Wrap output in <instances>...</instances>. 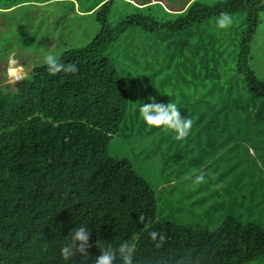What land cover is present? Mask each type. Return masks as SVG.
<instances>
[{
    "label": "trees",
    "instance_id": "1",
    "mask_svg": "<svg viewBox=\"0 0 264 264\" xmlns=\"http://www.w3.org/2000/svg\"><path fill=\"white\" fill-rule=\"evenodd\" d=\"M224 13L233 23L220 29ZM49 52L79 70L50 75ZM10 56L28 74L0 86V264H65L60 249L81 225L91 258L97 242L127 240L138 264H264V226L232 213L264 192V0H0V62ZM149 97L193 121L185 140L144 124ZM153 131L143 150L172 158L178 180H230L240 197L227 212L205 178L194 224L157 219L155 189L110 148Z\"/></svg>",
    "mask_w": 264,
    "mask_h": 264
},
{
    "label": "rangeland",
    "instance_id": "2",
    "mask_svg": "<svg viewBox=\"0 0 264 264\" xmlns=\"http://www.w3.org/2000/svg\"><path fill=\"white\" fill-rule=\"evenodd\" d=\"M79 29L74 33L83 34V27H79ZM10 58L13 59L12 56H10L8 58H3V60L0 62V86L13 85L17 81L24 79L28 74L27 69L20 66V64L16 62V66L21 67V71H19V74L23 73V76L16 82H13L14 79L7 75V68L9 67ZM6 59L7 62L4 66L3 63L6 61ZM31 59L32 56H27L28 62H30ZM257 66L259 65L257 64ZM125 130L130 133L132 131V127H129ZM154 137H157L155 131H153L150 136H148V138L140 134L139 132H133L123 139L121 137H115L110 146L111 154H116L118 155V158H125L129 160L139 176L145 179L151 185V187L155 189L157 196V219H159L160 221L169 220L180 223L187 222L190 225L194 224L196 219L188 215L187 213V210L190 209V207H192L198 199L196 195L197 192H194L192 190L200 186L201 190H204L207 186V183L204 182L201 184H196L194 183V179L190 178V176H182L180 178H187L178 180L175 177V174L178 173V169L180 170V168L179 166L174 165L173 161L171 160L172 158L166 161L160 158V153L152 154L149 151H144L142 148L143 144H145L148 139H152ZM232 147H235L234 144L232 145ZM225 150V148H220L219 153L221 154V156L225 157V160H229L230 157L233 156L234 152L230 151L228 153ZM240 152L241 151H239V153ZM249 154L253 155V152L249 151ZM242 158L245 159L243 154L240 153L239 159ZM237 161L238 158L233 156L230 162ZM261 168L264 175V168ZM253 172L257 173L259 171L253 169ZM203 174L205 175L207 182L211 183V186L208 183V185L210 186L211 194L214 195L216 191H219V193L222 195L221 199L219 200L221 206L219 210H226L227 212V209L231 206V200L233 197H235V195H237L238 190L231 188V182L229 179L223 180L221 184H219L218 180H213V182L211 181V178H209V173L207 171ZM257 175L258 174L253 173V176ZM250 176L251 174L249 175V178ZM227 178L230 177L227 176ZM247 178L248 175L246 173L243 174V179ZM169 180L172 181L166 182ZM237 196L240 197L239 195ZM216 197L217 196H215V198ZM229 197L230 199L228 201H225V199H228ZM237 200L238 201H235V206H232V213L237 219H239L243 223H254L264 226V192H257L253 196L248 195L243 200H241L240 198ZM209 202L210 201L207 202L208 205ZM200 212L201 210H199V213ZM184 214L187 216V219L184 218Z\"/></svg>",
    "mask_w": 264,
    "mask_h": 264
},
{
    "label": "clouds",
    "instance_id": "3",
    "mask_svg": "<svg viewBox=\"0 0 264 264\" xmlns=\"http://www.w3.org/2000/svg\"><path fill=\"white\" fill-rule=\"evenodd\" d=\"M232 23V16L224 13L216 20V27L226 29ZM42 64L46 66V70L50 75H56L60 72L76 73L79 70L76 64L62 63L58 54L50 52L43 55ZM18 73L19 67L16 66V61L10 58L7 75L19 80ZM148 100L150 102H144L139 107V117L144 124L149 128L172 133L173 139L176 141L185 140L191 131L193 121L183 116L181 109L174 102L170 101L165 104L158 102L156 97H149ZM193 175L195 176L194 183L201 184L206 182L203 173L197 175L195 174V170H193ZM141 219L143 218L141 217ZM90 231L87 225H81L70 230L68 236L65 237V243L60 249V255L65 264L76 258L77 254L81 256L79 264H87L90 259L91 264H138V261L134 257L136 246L127 240L115 246L113 243L99 244L97 242L96 246L101 254L98 257L91 258L87 252ZM149 235L153 241H156L157 237H159L161 242L164 240V236L158 232H150ZM156 246L160 247V244L157 243Z\"/></svg>",
    "mask_w": 264,
    "mask_h": 264
}]
</instances>
